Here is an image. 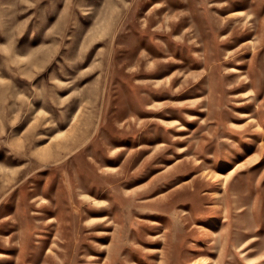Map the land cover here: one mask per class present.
<instances>
[{"label":"rangeland","instance_id":"obj_1","mask_svg":"<svg viewBox=\"0 0 264 264\" xmlns=\"http://www.w3.org/2000/svg\"><path fill=\"white\" fill-rule=\"evenodd\" d=\"M0 264H264V0H0Z\"/></svg>","mask_w":264,"mask_h":264}]
</instances>
